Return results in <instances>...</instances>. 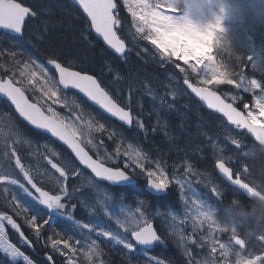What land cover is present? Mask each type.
Listing matches in <instances>:
<instances>
[{
  "label": "snow or ice",
  "instance_id": "snow-or-ice-1",
  "mask_svg": "<svg viewBox=\"0 0 264 264\" xmlns=\"http://www.w3.org/2000/svg\"><path fill=\"white\" fill-rule=\"evenodd\" d=\"M74 2L87 14L91 29L102 38L111 50H114L116 54L123 57L126 54V44L117 34V27L120 21L114 14V10L117 7L114 0H74ZM125 4L129 6V11L132 13L134 21L137 22L136 31L138 33H145L147 29L144 39L151 41L152 45L160 49L161 56L165 59L171 61L173 57H176L177 59L187 61L189 57H194L196 64L191 65L193 71L196 70V65H203L211 74L209 79L203 81L204 84L216 81L217 83L224 82L234 85L237 89H243L245 92L255 93L256 90H259V94L254 96V106L258 110V114L249 110L245 115L231 104L225 103L215 92L189 84L192 91L207 102L209 108L223 113L227 117V120L238 128L247 129L261 145H264V123L260 122V116H264V84L257 79H248L242 72H227L226 78L223 81L217 80V76L223 73H220L219 66L215 62L214 57L208 54V50L220 46L218 33L222 32L223 28L219 21L215 24L201 25L187 17L181 18L178 14L179 9L176 7L175 0H163L162 3H150L149 0H125ZM29 16L35 17L36 13L29 7L18 3L17 0H0V29L6 30V32L11 34H22L25 28V20ZM200 52L204 54L199 55L198 53ZM48 63L54 68L55 77L43 65L36 61H31V63L24 64V69L31 70L20 72V76L23 77L22 80L14 82L10 78L0 81V93H3L11 101L19 115L31 126L50 133L52 137L58 138L59 141L67 145L75 153L80 163L90 169L95 174V177L100 178L102 181H108L113 185H121L132 181L131 176L126 171L106 167L103 162L105 158L100 156L99 152H97V158L93 159L85 151V148L82 146L84 144L92 145L93 148L103 146L102 141L99 145L93 143L92 134L93 132L104 131L105 124L96 121L95 117L85 119L81 114H77L76 109L79 108V105L76 104L75 99L69 103L66 91L77 90L94 105L103 110L104 113L117 118L125 125H132L134 119H136L137 126L143 129V122L133 116L131 94L127 98H122L119 89L114 94L109 89V86L104 84L97 76L88 74V71L84 68L75 70V66L71 62H68L66 66L65 63H61L57 58L52 57L48 60ZM109 70L111 71L112 69L109 68ZM234 76L237 79L232 78ZM119 79V74L116 73V79L112 83H117ZM16 83H20L23 86L17 87ZM26 90L33 91L35 102L28 99L25 95ZM35 93H39V95H35ZM172 95L174 96L175 93L173 92ZM56 104L69 108L72 111V116L61 115L53 107ZM244 107L247 108L248 105L245 104ZM112 135V133H109V139L112 138ZM10 139L12 140L11 144L9 143ZM31 143L32 141L25 137L19 129H16L12 136L0 134V153L14 160L15 169L19 170L23 181L30 186V188L27 187L11 171L6 172L0 168V185H7L0 188V194H11V202L8 206L13 208L14 211L17 208H22L23 212L27 213L29 208H31L33 214L30 218L26 219L25 223L35 229L37 235H39V228L42 226L37 224V215L43 211L49 215V218L56 217L57 219L66 220L73 226V229L87 237L84 240L86 247H82L81 239H75L74 243H72V235H69L67 238L51 240L53 250L59 252L61 255H66L67 264H75L74 257L78 250L83 252L88 261H91L94 255H100L99 245L96 240L91 238L92 233L107 238L109 243L121 246L129 254L135 253L137 246H140V251L143 252L158 243L163 244L164 241L161 235L157 233L153 225L144 217L143 212H140L139 208L136 210L139 212V217L129 211L123 219H116V223L125 233H131L132 240H129L127 236H121L113 231L106 230L98 224L91 222L81 223L76 220L69 212L65 211L69 208V204L65 202V198L70 199L75 189H73V192H69L65 183L68 179L65 167L60 166L57 162H53V159L50 158L56 157L58 153L45 145L48 151V156H45L47 164L51 166V169L59 173L60 178L56 180L59 194H53L38 186L31 167L22 163L20 155L17 154V147H23L24 144L30 145ZM119 152L120 149L117 147L118 155ZM124 155L129 158L132 165L139 167L141 170L144 169L143 160L145 157L139 149H134L129 144L128 149L124 151ZM125 167H128V165H125ZM218 167L227 179L235 186H238L239 189L244 190L249 198H253V194L258 192L257 188L251 187L240 178L233 180V172L229 167L225 166L223 159L219 160ZM189 171H191V168ZM147 177V186L151 193L159 195L167 192L171 181H169L163 169H159V172L148 170ZM175 183L179 186L180 195L185 202V206L188 205L185 193H192L191 202L196 210L193 225L194 230L196 227L207 222L209 228L215 225L219 231H229L228 227H219L216 217L220 212H223L226 216L229 206L237 200L234 199L224 203L222 191H218L216 187H213L211 191L215 194L218 203L217 206L209 205L194 191L190 181L177 179ZM89 186H94L92 181H89ZM21 200L24 201L23 205L21 204ZM75 207V204L71 205V209L74 210ZM97 208L105 211L108 215H112V213L108 212V206L104 201H97L96 205L90 206L89 212L94 213ZM16 214L20 215V212L16 211ZM172 219L175 220V217L173 216ZM5 222L19 234V238L23 241L24 245H31V242L24 236L12 216L0 213V252L9 258V264H21V262L22 264H32V261L20 248L9 242ZM43 224H49V219H44ZM231 231L235 244L243 248L245 241L236 235L235 228H232ZM173 232L180 236L181 241L191 239L184 237L175 227H173ZM133 240L135 243L132 242ZM193 243H195L194 240ZM217 243L219 242L212 241L213 245ZM61 245H63V248L60 247ZM219 248L223 250L221 253L223 256L227 257L231 254V249L228 245L219 243ZM65 249L68 250L67 253H65ZM216 250V247L213 246L211 252L215 253ZM236 255V264H257V261L262 259L260 256H256L254 260H246L240 253ZM48 260L51 261L52 257L49 256ZM155 264H163V262L156 260ZM204 264H208V262L206 261Z\"/></svg>",
  "mask_w": 264,
  "mask_h": 264
},
{
  "label": "trees",
  "instance_id": "trees-1",
  "mask_svg": "<svg viewBox=\"0 0 264 264\" xmlns=\"http://www.w3.org/2000/svg\"><path fill=\"white\" fill-rule=\"evenodd\" d=\"M19 1L35 10L37 18L31 19L28 23L24 39L0 34V76L21 80L19 77L25 60L34 57L41 60L55 57L66 65L71 62L75 68L79 70L84 68L99 77L112 91L115 88L113 89L110 80L111 75H116V73L123 75L121 76L124 78L121 85L123 90L120 96L127 98L131 94L132 110L136 118L144 124V128L141 129L135 120L134 128L126 130V134L140 144L144 152L149 155L146 163L147 169L162 164L172 178L183 171H189L190 168L196 169V172L214 181L213 185L217 189L219 187L231 196L237 194L244 205L251 206L255 202L228 184L218 174L216 162L219 159L226 160L233 166L236 173L241 174L243 179L256 187L264 188V156H253V159L248 160L240 159L239 149L228 142L229 131L225 129L226 126L219 120L218 115L204 108L182 88L181 73L177 68L178 60L172 58L167 64L161 65L156 58L155 48L149 43H141L136 47L131 46V51L125 57L119 58L106 49L89 30L82 13L69 0ZM124 12V8L121 7L120 14ZM255 29L257 32L262 31V28L258 26H255ZM119 30L122 28L119 27ZM224 34L230 40L227 38L220 40V46L215 48L216 61L223 69L237 73L239 69L247 65L248 52L246 48L240 49L234 44L232 39L237 37L235 34L231 37L226 31ZM261 38L264 40V35ZM109 68L112 70L110 71ZM259 77L264 80V71ZM171 83L180 87V91L174 92V96L173 92H169L167 88L171 86ZM29 95L34 99L33 92H29ZM68 95L75 99L76 104L79 105L76 110L83 116H88L89 119L95 117L96 121L105 124L104 131L94 132L95 137L108 144L114 154H117V147L122 152L125 149L124 127L105 117L74 92H69ZM0 118L2 119L0 134L12 136L16 129L27 135L38 134L21 121L14 109L1 98ZM109 133L113 134L111 139H109ZM244 141L245 145L255 144L249 136H245ZM9 143H12L11 139ZM17 154L20 155L22 163L28 164L25 148L17 147ZM40 154L43 155L42 152ZM0 162H8L15 169L14 160L2 153H0ZM114 164L122 165L118 154ZM147 169L144 166L145 172L148 171ZM127 170L139 177V184L121 190L115 189V198L121 202L125 201L134 208L144 209L150 218L157 221L158 225L160 216L158 207H165L168 201L175 203L177 201L176 189L171 187L170 193L166 196L152 195L145 189L142 170L139 167L134 171L127 167ZM15 171L19 174L18 169ZM31 171L39 186L38 175L34 174L33 169ZM19 177L22 179L21 174ZM197 185L201 188V183ZM222 186H226V189ZM206 189L207 193L212 196V187L208 186ZM229 201L232 200L229 199ZM19 209L27 219L33 214L31 208L27 213L23 212L22 208ZM70 214L81 223L98 224L106 230L127 236L129 240H132L129 232L125 233L113 218L99 208L96 212L90 213L89 210L81 209L80 205L76 204ZM44 219H49V224L44 225ZM37 224L42 225L39 228L41 241L35 242L36 250L40 254L52 252L49 237L61 239L71 234L70 223L56 217L51 222L49 215L43 211L37 215ZM249 224L251 227L256 224L258 227L256 229L262 230L264 221L250 220ZM256 229L254 230L258 231ZM159 231L170 244V248L164 249L162 246H156L152 251L142 252L140 246H137V251L129 254L121 246L109 243L107 238L97 236L95 233H92L91 238L99 245L100 254L106 264H155L156 260L162 261L163 264H193V261L182 252L171 229L165 231L160 229ZM33 232L32 229L27 228L31 239H33ZM11 239L13 240L12 236ZM196 240L198 245L204 248L202 250L206 255H212L210 248L213 244L210 247V243L199 234H196ZM132 242L135 243L134 240ZM23 250L30 260L31 257L34 260L32 264H49L47 259L38 258L28 247H24ZM55 256L56 264H64L63 257ZM80 260L86 264L83 257H80ZM0 264H9V258L2 252H0ZM259 264H264V260Z\"/></svg>",
  "mask_w": 264,
  "mask_h": 264
},
{
  "label": "rangeland",
  "instance_id": "rangeland-1",
  "mask_svg": "<svg viewBox=\"0 0 264 264\" xmlns=\"http://www.w3.org/2000/svg\"><path fill=\"white\" fill-rule=\"evenodd\" d=\"M123 1L125 3V0H123ZM149 2L150 3H158V2L162 3L163 0H149ZM200 2H201V0H186V6H185L184 10L179 9V13H178L179 16L181 18L187 17V18H189V19L193 20L194 22L199 23L201 25H206L209 23L215 24L217 21H219V23L222 24L224 21L237 22L242 17L244 8L247 7L249 10L253 11V13L256 16H259L261 19L264 20V0H205L204 7L200 10L199 15L198 16L193 15L194 9L192 6L195 4H198ZM258 4H260L261 6H258ZM125 5L129 9V6L127 4H125ZM137 11H139V9H137ZM128 26H129L128 29L133 34L132 35L133 39H135L136 41H139V39H143L144 36L147 34V29L145 30V33H138L136 31L137 22L134 21V19H133L132 23H130ZM159 51L161 52L160 49H159ZM198 54L203 55L204 53L200 52ZM208 54L212 55L211 49L208 50ZM184 62L188 66H190L191 69H192L191 65L196 64V60L194 57H189L188 60L187 61L184 60ZM203 69L205 70L204 80L209 79L211 74L203 67V65H196L195 71H200ZM224 78H225V76L223 74L217 76V80L223 81ZM212 84L217 85L219 83H217L216 81H213ZM53 107L56 109V111L60 112L56 106L53 105ZM253 111L258 114V110L255 109V106L253 108ZM1 121L2 120L0 119V123H1ZM260 122L264 123V116H260ZM33 138H34V140L28 137V139L30 141H32V143L30 145L29 144H24V145L28 146L32 150V152L35 153V155H37L36 149L38 146L47 145L49 147L50 146L49 144L52 143V141L50 139H48L46 136L33 137ZM92 139H93V143H95L97 145L100 144V142L94 138L93 134H92ZM89 146L96 153L99 152L100 156H103L107 160H112L114 157L113 153L104 144L102 147H97V148H93L92 145H89ZM134 149H135V147H134ZM56 152L58 153V155L56 157H50L51 159H53V162H57L60 164V166L65 167V169H68L69 171H71L74 175H76V177L80 181L84 182L85 187H87L88 189L91 190V194H82L78 190H76L77 193L74 192V194L71 196L70 199L65 198V202L67 204H69L71 201L73 202L75 199H77V202H79L81 205L85 204L84 207L88 208L90 206H94V204H96L97 201H104L108 206V212L112 213L111 216H113L116 219L117 218L123 219L124 216L129 211L132 213H135L139 217V212L131 210L127 206L114 203V201H113L114 193L111 191V187L106 186V185L98 182L97 180H93L89 174H87L84 170H82L81 168L78 167L76 162L72 158H70L67 153H65L61 150H56ZM109 157H110V159H109ZM127 160H129L128 157H127ZM35 161L38 163L36 165V170H37V175H38L37 180L40 182V180H39V177H40L43 181L40 183L39 186L43 187L46 191H50V192H51L50 188L51 189L56 188L58 190V185L56 184V180L60 179L59 173H57L54 169H51V166L49 164L46 165L45 162L43 163L39 157H36ZM0 168L4 169L6 172L11 171L12 174L14 175V173H13L14 171H12L14 169H13L11 164H10V168L12 170L10 168H8L7 166H5L4 163H0ZM77 173H79V174L77 175ZM16 178H19V177L16 176ZM183 180L190 181L192 188L200 197V193L197 192L193 186L194 182L191 181L189 178H185ZM89 181H92L94 186H89ZM21 182H23V181L21 180ZM25 185L30 188V186H28L26 183H25ZM4 186H7V185H0V188H2ZM45 186H47V189L45 188ZM9 187H11V186H9ZM73 189H75V188H69V192L70 193L73 192ZM176 189L178 190V188H176ZM13 191H14V188H13ZM18 195H23V194H18ZM185 199L188 200V205L186 206V209L189 212V214H192V218L190 220V223L192 224V222L194 221V218L196 216V210L195 209H194V212L192 213V205H193L191 202L192 201V193L186 192L185 193ZM0 201L5 202L6 204H9L11 202V194H8V193L0 194ZM69 210H70V207L68 209H66L65 211L69 212ZM189 214L187 216H189ZM178 220L181 221V223L183 222L182 218H178ZM201 227H203V226L201 225ZM180 228L183 230V225H181ZM75 239H81L82 240V247H86V245H84V240H86L87 237L84 236L82 233H80L77 230H75V232H74L72 243H74ZM193 240L195 241V243H197L196 239H193ZM195 243H193V244H195ZM60 247L63 248V245H61ZM64 251H65V253L68 252L67 249H65ZM56 253H59V252H56ZM96 257H98V256L94 255L92 257V260L95 259ZM92 260L88 261L87 264H103L99 261H98V263H95V262L92 263Z\"/></svg>",
  "mask_w": 264,
  "mask_h": 264
},
{
  "label": "clouds",
  "instance_id": "clouds-1",
  "mask_svg": "<svg viewBox=\"0 0 264 264\" xmlns=\"http://www.w3.org/2000/svg\"><path fill=\"white\" fill-rule=\"evenodd\" d=\"M205 0L193 5V15H199L200 10L204 7ZM176 7L184 10L186 0H175ZM254 203L251 206H246L241 201H236L230 205L226 217L230 222H248L254 220L257 222L264 221V191L258 190L253 194Z\"/></svg>",
  "mask_w": 264,
  "mask_h": 264
},
{
  "label": "water",
  "instance_id": "water-1",
  "mask_svg": "<svg viewBox=\"0 0 264 264\" xmlns=\"http://www.w3.org/2000/svg\"><path fill=\"white\" fill-rule=\"evenodd\" d=\"M18 2V1H17ZM19 3V2H18ZM24 6V5H23ZM26 7V6H25ZM27 19V18H26ZM1 30H3V29H0V31ZM127 48V47H126ZM8 79H10V78H6L5 80H8ZM0 81H3V80H0ZM187 84H188V86H189V82H186ZM17 86V85H16ZM18 87V86H17ZM77 91V90H76ZM26 95V94H25ZM83 95V94H82ZM0 96H2V97H4V98H6L7 100H9L3 93H0ZM27 96V95H26ZM219 96V95H218ZM29 99V98H28ZM87 99V98H86ZM30 100V99H29ZM10 101V100H9ZM89 101V100H88ZM11 102V101H10ZM90 103H92L91 101H89ZM206 104H207V102L206 101H204ZM12 104V103H11ZM93 104V103H92ZM13 105V104H12ZM94 105V104H93ZM14 106V105H13ZM96 106V105H95ZM98 107V106H97ZM14 108H15V106H14ZM16 110V109H15ZM18 113V112H17ZM18 115H19V113H18ZM108 115V114H107ZM20 116V115H19ZM110 116V115H109ZM21 117V116H20ZM111 117V116H110ZM22 118V117H21ZM112 118H114V117H112ZM23 119V118H22ZM115 119H117V118H115ZM24 120V119H23ZM118 120V119H117ZM24 121H26V120H24ZM27 122V121H26ZM121 122V121H120ZM28 123V122H27ZM123 123V122H122ZM127 126H129V125H127ZM131 126V125H130ZM33 127V126H32ZM41 131H43V130H41ZM43 132H45V131H43ZM45 133H47V132H45ZM49 135H51L50 133H48ZM253 135V134H252ZM254 136V135H253ZM255 137V136H254ZM55 138V137H54ZM55 139H57L58 140V138H55ZM59 141V140H58ZM61 143H63L62 141H60ZM64 144V143H63ZM65 145V144H64ZM70 151H71V149L67 146V145H65ZM83 146V145H82ZM84 147V146H83ZM85 148V147H84ZM85 151H87L88 153H89V155H91L90 154V152L85 148ZM72 152V151H71ZM73 153V152H72ZM74 154V156H75V153H73ZM92 156V155H91ZM76 157V156H75ZM93 157V156H92ZM76 159L79 161V159L76 157ZM93 159H95L94 157H93ZM80 162V161H79ZM84 166V165H83ZM106 167H109V166H107V165H105ZM225 166L226 167H229V166H227L226 164H225ZM84 167H86V166H84ZM87 168V167H86ZM110 168H113V167H110ZM230 168V167H229ZM88 169V168H87ZM114 169H117V168H114ZM118 169H121V168H118ZM217 169H218V172L226 179V180H228L227 179V177L220 171V169H219V167H218V163H217ZM231 169V168H230ZM89 171H91L90 169H88ZM121 170H123V169H121ZM232 170V169H231ZM233 172V171H232ZM94 174V173H93ZM95 175V174H94ZM98 178V177H97ZM132 178V177H131ZM237 178H240L239 176L237 177ZM98 179H100V178H98ZM232 179L233 180H235L236 178H234V176L232 177ZM241 179V178H240ZM242 180V179H241ZM229 181V180H228ZM243 181V180H242ZM108 182V181H107ZM133 182H135V179L134 178H132V181H129V182H125V183H123V184H128V183H133ZM229 182H231V181H229ZM244 182V181H243ZM110 183V182H109ZM111 184V183H110ZM113 185V184H112ZM234 185V184H233ZM238 187V186H237ZM147 188H148V186H147ZM239 188V187H238ZM17 223V222H16ZM18 224V223H17ZM152 225H153V227H154V223H151ZM19 225V224H18ZM155 228V227H154ZM21 230V229H20ZM159 244V243H158ZM163 246H165V247H167V244L165 243V242H163V244H162ZM155 246V245H154ZM153 247V246H152ZM151 247V248H152ZM49 257V256H48ZM47 257V258H48ZM51 263L52 264H54V261H53V259L51 260Z\"/></svg>",
  "mask_w": 264,
  "mask_h": 264
},
{
  "label": "bare ground",
  "instance_id": "bare-ground-1",
  "mask_svg": "<svg viewBox=\"0 0 264 264\" xmlns=\"http://www.w3.org/2000/svg\"><path fill=\"white\" fill-rule=\"evenodd\" d=\"M122 58V57H121ZM19 76V75H18ZM27 92L29 93V92H31L32 93V91L31 90H27ZM120 144V143H119ZM113 147V146H112ZM116 147V146H115ZM112 149V148H111ZM230 159V158H229ZM220 160V159H219ZM191 166V165H190ZM193 168H194V166H193ZM127 169V168H126ZM196 170V169H195ZM198 170H199V168H198ZM131 172V171H130ZM200 172V171H199ZM208 174V173H207ZM206 176V175H205ZM210 182H212V180L209 178V177H206ZM212 183H214V181L212 182ZM171 187H174V186H169V188H168V190H167V192H166V195H168L169 193H170V189H171ZM222 187H224L225 189H226V186H222ZM70 188H75L74 186H72V187H70ZM174 189H176V187H174ZM218 189H219V187H218ZM220 191H221V188L219 189ZM223 190V189H222ZM176 191H178L177 189H176ZM232 193V192H231ZM151 194V193H150ZM153 195V194H152ZM242 197V196H241ZM229 199H231V200H237V201H239V196L237 195V194H235V195H233V196H231V195H229L228 194V192H226V195H225V201L226 202H229ZM6 205H8V204H6ZM238 224H242V223H239L238 222ZM252 227H254V229H256V228H258L257 226H256V224H254ZM256 230H258V231H261V230H259V229H256ZM258 231H256V232H258ZM7 238L10 240V241H13L12 239H11V236H7ZM24 247H28L27 245H22V246H18V248H20V250L24 253V250H23V248ZM29 248V247H28ZM30 249V248H29Z\"/></svg>",
  "mask_w": 264,
  "mask_h": 264
}]
</instances>
